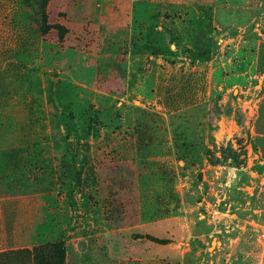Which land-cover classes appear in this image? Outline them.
Listing matches in <instances>:
<instances>
[{
  "label": "rangeland",
  "instance_id": "1",
  "mask_svg": "<svg viewBox=\"0 0 264 264\" xmlns=\"http://www.w3.org/2000/svg\"><path fill=\"white\" fill-rule=\"evenodd\" d=\"M0 264H264L263 0H0Z\"/></svg>",
  "mask_w": 264,
  "mask_h": 264
},
{
  "label": "trees",
  "instance_id": "2",
  "mask_svg": "<svg viewBox=\"0 0 264 264\" xmlns=\"http://www.w3.org/2000/svg\"><path fill=\"white\" fill-rule=\"evenodd\" d=\"M63 243L60 244V250H61V256L63 257L64 256V250H63ZM37 250L34 249V252H33V257H34V261L37 259L38 255H37Z\"/></svg>",
  "mask_w": 264,
  "mask_h": 264
},
{
  "label": "crops",
  "instance_id": "3",
  "mask_svg": "<svg viewBox=\"0 0 264 264\" xmlns=\"http://www.w3.org/2000/svg\"><path fill=\"white\" fill-rule=\"evenodd\" d=\"M263 5H264V0H263Z\"/></svg>",
  "mask_w": 264,
  "mask_h": 264
}]
</instances>
